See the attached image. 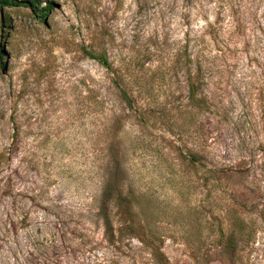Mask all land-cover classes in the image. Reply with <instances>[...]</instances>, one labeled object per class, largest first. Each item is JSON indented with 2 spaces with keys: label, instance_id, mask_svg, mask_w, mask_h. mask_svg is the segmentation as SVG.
<instances>
[{
  "label": "rangeland",
  "instance_id": "374dc122",
  "mask_svg": "<svg viewBox=\"0 0 264 264\" xmlns=\"http://www.w3.org/2000/svg\"><path fill=\"white\" fill-rule=\"evenodd\" d=\"M47 3L0 9V264H264V0Z\"/></svg>",
  "mask_w": 264,
  "mask_h": 264
},
{
  "label": "trees",
  "instance_id": "16d2710c",
  "mask_svg": "<svg viewBox=\"0 0 264 264\" xmlns=\"http://www.w3.org/2000/svg\"><path fill=\"white\" fill-rule=\"evenodd\" d=\"M41 3H42V0H0V9H2L4 7H8V8H19V7L27 8V9L31 10V12L37 18H39L40 20L44 21V19L46 18L47 14L51 10V3H47V5L45 7H40ZM3 28H4V23H1L0 24V38L3 37V34H2ZM87 55H88L89 58L98 61L100 64H102L104 66H107V61H106L104 56L95 55V54H93L91 52H88ZM1 58H2V50L0 49V60H1ZM188 87H189L188 88L189 98L191 100H193L195 98V94H196L195 90L196 89H194L193 84L191 82H189V81H188ZM114 201L118 205H123L122 204V201H123L122 195L121 194L114 195ZM139 205H140V203L139 202L137 203L135 200L134 201L130 200L127 203H125L126 214L130 215L132 221H133V218H138L141 215V213L138 211V206ZM142 242H144L147 245L149 244L144 239L142 240ZM157 254H160V253L156 249L155 252H154V256H156V259H157L156 261L159 263L161 258L157 257Z\"/></svg>",
  "mask_w": 264,
  "mask_h": 264
}]
</instances>
